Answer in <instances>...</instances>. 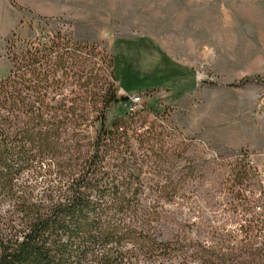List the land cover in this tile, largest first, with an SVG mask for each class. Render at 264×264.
Here are the masks:
<instances>
[{
	"label": "trees",
	"instance_id": "16d2710c",
	"mask_svg": "<svg viewBox=\"0 0 264 264\" xmlns=\"http://www.w3.org/2000/svg\"><path fill=\"white\" fill-rule=\"evenodd\" d=\"M47 32L46 42H20L14 34L6 40L0 264H264L262 213L253 219V201L236 202L243 182L255 176L249 163L208 164L211 179L228 167L213 183L226 193V218L243 237L227 222H202L208 166L184 160L174 171L177 146L148 111L129 113L119 101L110 59L58 30ZM110 107L122 114L107 121ZM219 207L210 202L213 212ZM251 226L259 242L246 240ZM191 229L210 239H188Z\"/></svg>",
	"mask_w": 264,
	"mask_h": 264
},
{
	"label": "rangeland",
	"instance_id": "374dc122",
	"mask_svg": "<svg viewBox=\"0 0 264 264\" xmlns=\"http://www.w3.org/2000/svg\"><path fill=\"white\" fill-rule=\"evenodd\" d=\"M47 30L110 59L116 89L138 93L136 110L148 111L177 146L174 171L184 160L208 166L202 222L229 223L227 195L213 181L218 184L227 163L240 159L255 176L243 182L246 191L236 202L253 201L249 217L262 213L264 219V0H0V78L9 69L11 34L20 42H46ZM99 62L107 74L110 69ZM247 78L254 81L232 85ZM121 114L110 107L107 121ZM86 134L92 137V129ZM214 162L226 164L217 179H211ZM211 201L220 204L215 212ZM227 225L243 237L235 224ZM248 230L246 240L259 242L261 233L254 226ZM190 232L188 239H210L206 231Z\"/></svg>",
	"mask_w": 264,
	"mask_h": 264
},
{
	"label": "built area",
	"instance_id": "2783aa9c",
	"mask_svg": "<svg viewBox=\"0 0 264 264\" xmlns=\"http://www.w3.org/2000/svg\"><path fill=\"white\" fill-rule=\"evenodd\" d=\"M121 90H117L116 91V96L117 97H123V95L124 96H126L127 97V100L124 102V103H126L127 102V104H126V107H127V111L129 112V113H133V112H135L136 111V107H137V104H138V102H139V99H140V95H138V93L137 94H129V93H123V91H122V93L120 92ZM260 206H256L255 207V210H257V211H260Z\"/></svg>",
	"mask_w": 264,
	"mask_h": 264
},
{
	"label": "water",
	"instance_id": "95a60500",
	"mask_svg": "<svg viewBox=\"0 0 264 264\" xmlns=\"http://www.w3.org/2000/svg\"><path fill=\"white\" fill-rule=\"evenodd\" d=\"M126 100H127V97H126V96H123V97H120V98H119V101H120L121 103H124Z\"/></svg>",
	"mask_w": 264,
	"mask_h": 264
}]
</instances>
